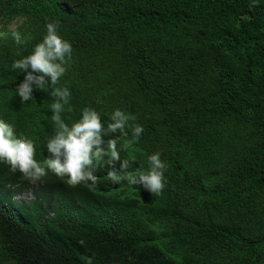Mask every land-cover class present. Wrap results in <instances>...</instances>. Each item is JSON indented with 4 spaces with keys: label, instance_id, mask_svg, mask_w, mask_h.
Instances as JSON below:
<instances>
[{
    "label": "trees",
    "instance_id": "trees-1",
    "mask_svg": "<svg viewBox=\"0 0 264 264\" xmlns=\"http://www.w3.org/2000/svg\"><path fill=\"white\" fill-rule=\"evenodd\" d=\"M49 22L72 45L51 87L104 125L117 109L135 116V142L130 127L118 132L128 172L160 153L166 185L152 195L124 182L102 198L49 172L18 203L10 187L28 181L0 162V264H264V0H0V84ZM51 87L0 101L37 161L48 155L36 119ZM147 218L170 236L126 235Z\"/></svg>",
    "mask_w": 264,
    "mask_h": 264
},
{
    "label": "clouds",
    "instance_id": "clouds-1",
    "mask_svg": "<svg viewBox=\"0 0 264 264\" xmlns=\"http://www.w3.org/2000/svg\"><path fill=\"white\" fill-rule=\"evenodd\" d=\"M46 29L47 34L34 46L31 54L13 62L11 72L0 84V101L7 91L15 92L22 103L32 100L36 93L57 85L64 75L63 65L66 58L71 59L72 45L58 34L56 23H47ZM14 38L17 44L23 43L19 34L14 33ZM51 89L45 109L36 119L38 130L51 135L46 146L48 155L43 161L34 158V142L22 133L17 135L14 125L0 116V162L9 165L12 172L19 171L28 181L21 191L19 184L10 187L11 201H32L33 190L42 185L39 182L49 172L69 188L83 185L85 190L102 198L111 197L124 182L137 185L152 195L162 192L166 185L164 171L167 164L161 161L160 153L147 154L142 169L134 174L128 172L130 162L124 159L126 146L118 132L126 136L125 127H130L132 139L129 144L135 142L143 132L141 125L129 124L136 120L135 116L117 109L106 127L94 108L70 102L71 93L67 87ZM26 192L32 198L18 199ZM48 216H53V212L48 211ZM171 230L170 225L155 228L147 218L126 235L134 241H142L154 236L153 232L170 236ZM79 243L83 245L84 241ZM81 258L85 264H93L91 257ZM125 264L135 263L130 260Z\"/></svg>",
    "mask_w": 264,
    "mask_h": 264
},
{
    "label": "rangeland",
    "instance_id": "rangeland-1",
    "mask_svg": "<svg viewBox=\"0 0 264 264\" xmlns=\"http://www.w3.org/2000/svg\"><path fill=\"white\" fill-rule=\"evenodd\" d=\"M27 192L26 194H22L21 196H19L18 199L28 200L29 198H32V197H29V195H27Z\"/></svg>",
    "mask_w": 264,
    "mask_h": 264
}]
</instances>
